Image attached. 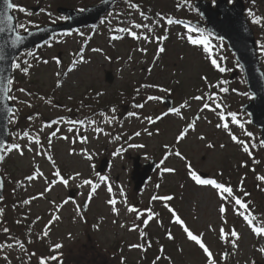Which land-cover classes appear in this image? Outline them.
I'll return each mask as SVG.
<instances>
[{
    "label": "rangeland",
    "instance_id": "obj_1",
    "mask_svg": "<svg viewBox=\"0 0 264 264\" xmlns=\"http://www.w3.org/2000/svg\"><path fill=\"white\" fill-rule=\"evenodd\" d=\"M66 1L70 7H82L84 3L93 0H13L18 4L24 3L27 10L32 13L26 15L14 10L17 25L22 24L27 29H33L54 24L53 20L60 23L63 16L56 9L57 6H63L60 4ZM151 1L153 2L149 8L151 15L163 14L165 17L178 20L179 23L158 26L155 23L157 17L144 20L137 7L128 8L123 15H118L119 18L113 17L104 24H99L95 30L86 27L79 31L74 30L71 35L55 34L41 47L24 51L15 59V62H21L22 67L25 66L22 62L27 60L31 67L27 74L12 70L11 78L14 81L15 92H11L10 95L13 97V104L18 105V112L14 111L17 114L13 115L10 126L14 127L17 124L19 113L25 118L31 117L28 124L34 132L28 130V133L33 139L38 138L44 149L41 153V148L33 142L31 143L33 151H27L28 139L21 138L23 135L12 129L11 143H18L25 150L23 155L15 151L7 154L0 170L5 184V195L0 202L2 210L0 244L7 242L16 245L23 242L25 247L4 248L0 251V264H38L40 256L56 254L50 251L55 243L63 244L59 251L63 254L64 264H77L79 257L84 260V264H97L96 260L90 262L86 259L88 246L94 248V251L100 250L104 253L105 260H102V264H121L122 261L123 264H153L154 260L156 264H206L202 250L194 242L187 240L182 228L172 222V215L165 204L175 210L194 234H202L206 246L213 252L216 264H253V261L255 264H264V254L258 251L260 247H264V236H256L231 207H228L221 216L218 211L221 202L215 190L196 185L187 174V166L190 163L199 174H208L205 178H215L218 182L233 187L240 199L252 203L249 208L258 226L264 227V181L257 179L264 176V147L259 146L261 131L253 127L249 114L242 111L243 104L252 100L244 71L236 66L235 56L223 44L220 46L225 51L215 48L210 57L202 45H192L188 42L185 31L187 24L180 20H185L191 15V10H188L190 8L188 1L191 0ZM208 1L215 4L217 0ZM233 1L235 0H229V3ZM251 5L252 8L248 9L246 17L254 30L256 42L259 41V44H256L257 55L264 71V50L260 48L264 43V27L251 23L252 17L249 15L251 10L256 16L264 17V0H255ZM32 6H39L41 9L35 12L31 10ZM197 19L190 20L192 22ZM137 23L150 25L152 31L149 32L147 28L135 29L133 25ZM120 27L131 28L141 35H148L152 42L134 40L125 33H119L123 39L111 40L110 37L116 34L112 29ZM18 30L21 33L24 31ZM79 32L84 35H79ZM163 35L168 37L163 41L165 51L158 53L160 45L154 38ZM93 49L102 51L96 52ZM140 49H146V53ZM80 52L83 53L86 62L76 64L74 70L68 72L73 60L79 59L74 54ZM54 57L61 60L60 65L55 63ZM212 58L217 59L220 66L225 68L224 72H220L211 64ZM44 60L48 63H43ZM107 70L112 71L115 76L113 83L106 82ZM57 73H60V76H57ZM233 73L235 77L230 80ZM202 77H207V82ZM58 82L60 87H57ZM217 83H221V87L227 88L228 91L219 92L215 87L208 86ZM21 88L32 95L20 92ZM160 88L168 91H160ZM137 89L140 91L137 92ZM216 93L219 94L218 102L223 105V112L236 113L244 124V129L232 123H229L227 131L223 128L218 129L216 125L221 122L220 110L213 112L205 109L201 112L200 108L204 101L192 99L194 96ZM170 94L173 97V107H180L187 102V107L181 109L183 118L169 113L155 123H149L146 117L155 120L169 110L161 100L148 101L147 97L164 98ZM28 104H31V107ZM136 104H144V107L136 108L134 107ZM112 108L116 109L115 113L110 111ZM131 112L137 113L139 118L130 117ZM100 113L105 115L101 116ZM196 116L201 118L196 120L195 130L190 129L185 138L177 142L182 130ZM69 120L83 121L84 124L74 126L67 123ZM49 121L61 123L43 127ZM92 121H95V124H92ZM96 127L103 129V132L97 133ZM69 128H73V131H68ZM145 129L153 135H147ZM53 131L56 135L52 137L49 148L48 137ZM137 131L141 132L139 137L134 136ZM228 131L245 141L250 140L245 132L253 134L254 142L257 144V148L252 149L253 157L259 163H254L253 157H249L242 151L241 145L231 140ZM81 136H86L87 142H80ZM200 136L206 139L201 140ZM209 143L215 147L208 148ZM128 144H142L144 147L128 148ZM165 145L169 146L173 153L179 150L185 159L170 155L161 167L172 168L175 171L161 174L158 169L144 189L136 191L133 181L131 182L132 156L140 155L142 162L155 159L160 164L166 154ZM118 149L121 150L120 155H114ZM85 152L93 155L91 161L85 158L83 155ZM49 155L52 160L47 159ZM105 158L109 159V164L102 175L109 178L113 187L115 198L119 201L116 206L119 214L112 212L111 206L107 203L112 196L107 191L106 184L100 182L96 193L87 204L86 212H83L82 219L77 214L76 206L79 205L82 209L91 186L81 187V184L85 179L97 181V174L100 175L99 166ZM52 161H55V164ZM36 166L43 176H37L32 182L26 181L25 177L36 172ZM57 169L65 179L77 173L79 176L75 180H70L67 186L52 183L57 180L54 176ZM21 181L23 184L18 183ZM156 184L160 185L159 189L155 187ZM241 185L244 192L250 195L245 196L239 191ZM121 187L128 205L139 209L151 208L152 212L159 214L148 221L147 227L142 228L153 237L141 239L140 231L146 217L142 216L137 220L135 213L127 211L119 193ZM46 188H50V191H45ZM41 193L43 196H40ZM72 194L73 198L70 197ZM153 195H170L174 199L166 202L152 201ZM32 197L37 198L31 200L28 205L23 203ZM66 200L68 202L63 203ZM57 206L60 207L57 209ZM55 215H59L60 219L55 220L48 228L49 235L40 239L45 225ZM225 219L226 224L223 223ZM134 224L141 227L129 231ZM94 225L99 226L98 230L93 227ZM221 227L226 232L233 228L238 231L240 234V239L236 241L238 247L233 248L230 243H224L219 233ZM4 228H8L9 232L5 233ZM169 231L174 237L172 240L167 238ZM69 234L72 239L68 238ZM145 242H150L151 246L147 247ZM140 244H144L147 250L130 247ZM161 248L164 249L163 252L160 251ZM226 251L231 253L229 258L223 256ZM30 253H35L34 257L30 256ZM5 256L8 257L7 260L4 259ZM107 256L112 261H107ZM158 256L161 259L157 260Z\"/></svg>",
    "mask_w": 264,
    "mask_h": 264
},
{
    "label": "snow or ice",
    "instance_id": "obj_2",
    "mask_svg": "<svg viewBox=\"0 0 264 264\" xmlns=\"http://www.w3.org/2000/svg\"><path fill=\"white\" fill-rule=\"evenodd\" d=\"M253 2H255V0H253ZM5 3V13L3 16V20L0 21V23L6 24L7 27H3L0 26V34H3L5 32L10 33L12 36H14L13 39L10 40L11 46L15 49L20 47L21 43L24 40L23 35H21L19 33V31H17V29H23L25 32L28 31L27 27L25 25L22 24H18V25H14L13 21H14V17L12 15H9L7 13V10L11 9V10H18L21 13H25L26 15H32L31 12H29L25 7L23 6H19V5H14L12 3V0H4ZM134 7L138 8V5H134ZM80 12H84L86 11L85 9H80ZM49 15H51V13H49ZM141 16L144 15L143 12L140 13ZM249 15L252 17L251 23L260 26V27H264V17H260V16H256L255 13L251 10H249ZM60 19L63 20H67V17H61ZM145 19H147V17H145ZM103 22V21H102ZM52 23H56L55 20L52 21ZM156 25L158 26H164V25H172L174 23H179L178 20H173L172 18H168L165 17L163 14H157V19L155 20ZM133 27L135 29H144L147 28L149 32L152 31V27L148 24H141V23H137L135 25H133ZM187 27V32L188 33H197L200 36H204L203 33L200 32L199 29H193L190 26H186ZM113 33H116L114 35H112L110 38L113 41H117V40H121L124 37L119 35V33H125L127 36H130L132 39L134 40H141L143 39L146 42H152V38H150V36L148 35H141L136 31H132L131 28H125V27H120V28H115L112 29ZM72 33H67V35H71ZM79 35L83 36L84 34L82 32L78 33ZM187 40L190 44L192 45H202L203 46V50L209 54V56H212V49L210 47V44L208 42V40L206 38H202V39H197L194 38L192 35H188ZM90 39V37H89ZM155 41L160 45L157 49L158 53H163L165 51V48L163 47V41L167 40L168 37L167 35H163V36H158L154 38ZM261 50H264V43H262L260 45ZM93 51L96 52H100L102 51L101 49H93ZM141 52H145L146 53V49H140ZM29 55H32V53H29ZM74 56H78L79 59H74L72 62V67H70L68 69V72H71L74 70L75 65L76 64H82L85 63V59L83 57V53H75ZM158 58V57H157ZM4 59L3 56H0V60ZM55 63L57 65L61 64V60L58 57H54L53 58ZM43 63H48L47 60L42 61ZM23 65H25L24 67L21 66V62H14L12 64L13 69L15 70H19L24 72L25 74L28 73L29 68L31 67V65L28 64V61L25 60L22 62ZM211 64L213 66H215L220 72H224L225 68L221 67L220 64L217 62V59L212 58L211 59ZM57 76H60V73H57ZM202 79H204L207 82V77H202ZM14 81L12 78H7L6 79V83H4L2 80H0V95H4L5 98L7 99H11V90H12V85H13ZM224 83V82H221ZM221 83H217L215 85L209 84L208 86L211 87H215L216 89L219 90V92H227L228 89L227 88H222L221 87ZM60 83H57V87H60ZM147 87H158V86H153V85H147ZM160 91H168L167 89H163L160 88ZM20 92L25 93L26 95L31 96L32 93L28 92L26 89H19ZM140 89H137V92H139ZM98 95H102V93H98ZM39 99H45L44 97H39ZM193 100L196 101H204V103L202 104V107L200 108V111L203 112L205 109L209 110V111H213L216 112L218 109L219 111V120L221 121L220 123H217L216 127L219 128H223L226 131L229 129V123L232 124H236L237 126H239L241 129H244V124L238 119L237 114L234 112H230L225 114L223 112V105L221 103H219V94H209L207 96H194L192 98ZM148 101H153V100H162L161 97H157V96H148L147 97ZM20 103H27L26 101H20ZM50 103V101H49ZM29 107H31V104H28ZM134 107L136 108H143L144 104H136ZM187 107V102H185L184 104L180 105V107H172L171 109H169L168 112L163 113L162 116L160 117H156V119L154 120L152 117H146V119L148 120L149 123H155L156 120L162 119L163 116L169 115V113H174L177 116L182 117L181 114V109ZM9 112H13L14 110L9 108L8 109ZM112 113H115L116 109L112 108L110 110ZM38 115V114H37ZM101 116H104L105 113H100ZM129 116H136L138 117V114L135 112H131L129 113ZM115 117H113L114 119ZM201 117L196 116L193 121L191 123H189L187 125V127H185L182 132L180 133V135L177 137V142H179L180 140H183L185 138V135L189 132V130H195L196 127V120H199ZM31 119V118H29ZM61 123V121H51V122H47L45 123V125H43V127H52L53 124L59 125ZM67 123L72 124V125H80L83 126L84 122L83 121H74V120H69L67 121ZM92 124H95V121L91 122ZM78 130V129H77ZM68 131H73V128H69ZM95 131L97 133H101L103 132V129L96 127ZM145 132L147 133V135L151 136L153 135L152 132L148 131L147 129H145ZM105 135H107V133H104ZM56 135V132L53 131V133L48 137V147H51V142H52V137ZM141 135V132L137 131L134 133L135 137H139ZM228 135L230 136L231 140L242 146V151L246 154L249 155V157H253V152L252 149L257 148V144L254 142V137L253 134L250 132H245V135H247L250 140L249 141H245L240 139L236 134L232 133L231 131H228ZM21 138H27L29 141V146L27 147V151L32 152L33 149L31 147V143H35L36 145H38L41 148V153L43 152L44 146L41 144V141L36 138L33 139L32 136L30 135V133L28 132H24L23 136ZM133 137H129V139H132ZM201 140H205L206 138L204 136H200L199 137ZM62 139H67V137H62ZM116 139H120V137H116ZM80 142H87V137L86 136H81L80 137ZM259 146L260 147H264V140H261L259 142ZM144 147V145L142 144H128V148H142ZM208 148H214L215 145L209 143L207 144ZM221 147H224V145H221ZM165 149H166V154L164 155V157L162 158V160L160 161V164H157V168L160 170L161 174L163 173H172L175 170L172 168H167V167H161V165H163V163L168 159V157L170 155H175L181 159H185L182 154L180 153L179 150H176L174 153L173 151L169 148V146L165 145ZM24 147L18 143H8V144H3L0 145V164H2L5 160V153H12V152H17L20 155L24 154ZM121 150H117L114 155H120ZM41 153H37V154H41ZM83 155L85 156V158L89 161H91L93 159V155L89 154L87 152L83 153ZM47 159L52 160L51 156H47ZM253 162L254 163H259V161L255 160V158L253 157ZM53 164H55V161H52ZM93 167H95L93 165ZM242 167H246V165H242ZM187 174L189 176V178L191 179V181H193L196 185L198 186H203V187H210L211 189L215 190V194L217 196V198L220 200V205L218 208V211L220 213L221 216H223L226 212V209L228 207H231L234 211V213L240 217H242L243 221L246 222V224L248 225V227L251 229V231L258 237L260 236H264V227L262 226H258L257 222H256V218L254 216V214L252 213V211L249 208V205L246 201L240 199L237 195L236 192L234 191L233 187L226 185L223 182H218L217 179L215 178H205L204 176H202L201 174H199L196 170H194L191 166V164L189 163L187 166ZM222 175V173L220 174ZM37 176H43V173L39 171V167L36 166V172L33 175H29L27 177H25V180L28 182H32L35 179H37ZM54 176L57 178L56 181L52 182V183H62L64 186H67L69 184L70 180H75L77 179V177L79 176V173H77L74 176H71L67 179H65L64 177L61 176L60 171L57 169L54 172ZM98 179L97 181H93L92 179H85L83 180L81 187H83L84 185H90L91 186V190L89 192L88 195V199L85 202V209L87 207L88 202L91 201L92 196L96 193L97 188L99 187L100 182H103L106 184L107 186V191L111 194L112 198H110L107 203L111 206V210L114 214L118 215L119 214V210L116 207L118 204V200L115 198V193L113 192V187L109 181V178L107 176L104 175H99L97 174ZM45 179H47L45 177ZM257 179L264 181V176H259L257 177ZM20 184H23V181L18 182ZM3 184H4V179L3 177H0V189L3 188ZM157 189H159L160 185L156 184L155 186ZM45 191H50V188H46ZM239 191L244 193L245 196L250 195V193L244 192V189L242 187V185L239 187ZM119 193L120 196L123 198V203L127 209V211L129 213H135L136 214V219L139 220L142 216H145V220H144V224L143 226H139V225H133L129 231H135L138 227H141V231H140V237L141 239H143L146 235V233L142 230L143 227H147L148 221L152 220L155 216L159 215L158 213H154L152 212L151 208L149 209H139L135 206H130L128 205L127 202V198L126 195L123 191V188L121 187L119 189ZM40 196H43V193L40 194ZM37 197H32L29 200H24L23 203L25 205H28L31 203V200L36 199ZM172 199H174V197L167 195V196H158V195H153L151 197L152 201H156V200H162V201H171ZM68 201H64L63 203H67ZM60 206H57V209ZM165 207L168 208V211L171 213L172 215V222L174 224L179 225L182 228V231L186 234V238L187 240L194 242L196 245H198V247L202 250L205 258H206V264H216V260L214 259V255L213 252L210 251L209 247L206 246L205 242L203 241V236L202 234L197 235L194 234L193 231H191L186 225L184 220L181 219V217L179 215H177V213L175 212V210H173L168 204H165ZM2 211V210H0ZM76 211L77 214L81 216V218L83 219V212L84 210L80 208L79 205L76 206ZM39 219V218H38ZM60 217L59 215H55L53 216L52 220L49 221V223L47 225H45L44 231L42 233V235L39 237L40 239H43L44 237H47L49 235L48 232V228L51 226V224L55 221V220H59ZM17 223H19V221H17ZM223 223H227V220L225 219L223 221ZM124 225H121V227H123ZM94 228H96L98 230L99 226L98 225H94ZM214 231V229H212ZM3 231L5 233L9 232L8 228H4ZM220 233V238L224 241L225 244L230 243L231 246L233 248L238 247L236 241H238L240 239V234L238 233L237 230H235L234 228L229 230L228 232L225 231V229L223 227L220 228L219 230ZM69 239H72L71 234H69L68 236ZM167 238L169 240L174 239L172 233L169 231L167 234ZM29 243H31V241H29ZM147 244V247H150L151 244L150 242H145ZM18 246L21 249H24V243L23 242H18V244L14 245L12 243H2L0 244V251H2L4 248H13ZM131 248H137L139 247L141 250L146 251L147 248L145 247L144 244H140V245H130ZM63 248V244L62 243H55L54 245H52V247L50 248V251L55 252V255H51V256H47V257H40L38 260V264H51V262H55V264H64L63 259H62V253L59 251L60 249ZM26 250V249H25ZM161 252L164 251L163 248L160 249ZM258 251L261 254H264V247H260L258 249ZM231 253L229 252H225L223 254V256L226 258L227 256H229ZM35 255V253H30V256ZM165 259L170 260V257H163ZM5 260L8 259L7 256L4 257ZM157 260L161 259L160 256H158L156 258ZM121 264H123V261L121 262ZM153 264H156V261H153ZM253 264H255V261H253Z\"/></svg>",
    "mask_w": 264,
    "mask_h": 264
},
{
    "label": "water",
    "instance_id": "obj_3",
    "mask_svg": "<svg viewBox=\"0 0 264 264\" xmlns=\"http://www.w3.org/2000/svg\"><path fill=\"white\" fill-rule=\"evenodd\" d=\"M116 0H105L102 5L94 8H87L86 11L79 13L75 9L59 8L61 14L69 17L68 22L64 24H54V26H43L40 29H33L27 33H23L24 40L20 47L13 48L10 40L14 38L10 33L0 34V56L4 59L0 60V80L6 83L7 78L12 76V64L14 59L24 50H31L36 45H41L50 40V36L58 32L71 31L75 28H83L92 26L104 16V13L113 5ZM196 8L201 11L202 17L207 22V30L215 34L218 38L224 39L229 49L236 55V59L244 69L247 79L248 90L253 96V101L243 105L242 110L250 115L253 126L261 130V140H264V71L260 67V59L257 57L256 38L254 31L250 28L247 18L245 17V7L242 0H237L234 4L229 5L228 0H218L216 8L208 1H196ZM39 8H36L38 11ZM5 13L4 0H0V21L3 20ZM9 15H13L12 10H7ZM16 25V19L13 21ZM197 25L203 26V23L197 22ZM0 26L7 27L6 24L0 23ZM18 31V30H17ZM233 77V76H232ZM114 76L111 71L106 73V81L113 83ZM164 103L169 109L173 106L172 98L164 99ZM14 109L9 99L4 95H0V145L8 144L10 135L9 118L13 112L8 109ZM141 157L134 158L132 180H134V188L140 191L151 178V174L157 168L156 161H149L141 165ZM109 164L108 159L102 160L99 167V173L102 174ZM2 164H0L1 167ZM207 175V174H205ZM0 177L2 175L0 174ZM5 184L0 189V201L3 198ZM71 198L74 195H70ZM82 209L85 211V203ZM229 252V251H227ZM230 256V255H229ZM227 256V258H229Z\"/></svg>",
    "mask_w": 264,
    "mask_h": 264
},
{
    "label": "flooded vegetation",
    "instance_id": "obj_4",
    "mask_svg": "<svg viewBox=\"0 0 264 264\" xmlns=\"http://www.w3.org/2000/svg\"><path fill=\"white\" fill-rule=\"evenodd\" d=\"M104 1L105 0H93L92 2L84 3L82 7H79V6H77V7H75V6L70 7V5L66 1L63 4H60V5H63V6H57V9L59 7H66V8H70L72 10L75 9L79 13H82V12L79 11L80 9H85L86 10L87 8H94L96 6L102 5V3H104ZM244 3H245L246 10L252 8L251 7L252 6L251 4L253 2L251 0H244ZM13 4L14 5L23 6V7H25L27 9V7H26V5H24V3H20L19 2V4H18V3L13 2ZM134 5H138L139 12L140 13L141 12L144 13V15L142 16V18L144 20H146L145 17H147V19H155L157 17V13H154V15H151L152 12L149 11V8L152 7V5H153V2L151 0H116V1H114L112 7L107 12H105V15L98 20V22L96 23L98 25H96L95 27H93L92 30H95L96 28H98L100 26L99 24H104L105 22L111 20L113 17H115L113 19L119 18L121 15H123L124 11L127 10L128 8H135ZM31 8H32L31 10H33V11H36L35 8H39V11L41 9V7H39V6H36V7L32 6ZM52 12H53V10H52ZM115 13H117V14H115ZM119 14H120V16H118ZM62 16L63 17H67L65 15H62ZM67 20H63L60 23H64ZM47 25H53V24H47ZM43 26L33 27V28L36 29V28H41ZM198 29L205 30L204 28L203 29L198 28ZM28 30H32V29H28ZM23 32H25V31H23ZM11 92H15L13 88H12ZM11 101H12V103L14 102L12 95H11ZM13 105L15 106L14 111H17L18 112V105H17V103L16 104H13ZM16 114L17 113H13V115H16ZM13 115L10 117L9 122H11V120L13 119ZM34 116H36V115L34 114ZM17 117H18V119L16 121L17 124L14 127H11L10 126L11 127L10 128V132L11 133H10L9 143H11V137H12V134H13L12 129L13 130H17V132H19V134L21 136L23 135L24 132H28V130L34 132L33 129H32V127H31V125L28 124V122H29L28 119L31 118V117L28 116L27 118H25V116L22 113H19ZM7 154L8 153H5V158L7 157Z\"/></svg>",
    "mask_w": 264,
    "mask_h": 264
},
{
    "label": "trees",
    "instance_id": "obj_5",
    "mask_svg": "<svg viewBox=\"0 0 264 264\" xmlns=\"http://www.w3.org/2000/svg\"><path fill=\"white\" fill-rule=\"evenodd\" d=\"M212 38H213V40H215V41H219V40H217L215 37H213L212 36ZM258 44H259V42H258ZM228 178V177H227ZM248 205H249V207H251L252 206V203H248ZM143 223V221H141V224ZM142 226H143V224H142ZM145 232V231H144ZM146 233V235H145V237L144 238H146L147 239V237H153V236H149V233L146 231L145 232ZM10 235V234H9ZM17 236H20V235H17ZM10 237H11V235H10ZM151 244V243H150ZM94 248H92V247H87V254H86V259H88L90 262H91V260H96V262H97V264H102V260L105 258L103 255H104V253L103 252H101L100 250H96V251H94L93 250ZM68 256V255H67ZM41 257V256H40ZM39 257V258H40ZM38 258V259H39ZM99 260H101V261H99ZM105 260V259H104ZM107 261H112L111 259H109L108 258V256H107ZM84 262V260H82L81 259V257H79V258H77V264H84L83 263ZM76 263V262H75ZM91 264V263H90Z\"/></svg>",
    "mask_w": 264,
    "mask_h": 264
}]
</instances>
